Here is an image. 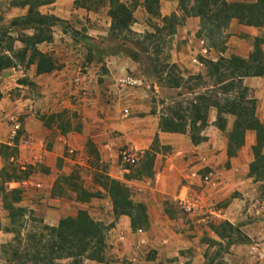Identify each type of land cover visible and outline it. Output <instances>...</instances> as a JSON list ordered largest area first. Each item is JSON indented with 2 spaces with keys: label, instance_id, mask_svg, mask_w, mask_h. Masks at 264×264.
I'll return each instance as SVG.
<instances>
[{
  "label": "rangeland",
  "instance_id": "obj_1",
  "mask_svg": "<svg viewBox=\"0 0 264 264\" xmlns=\"http://www.w3.org/2000/svg\"><path fill=\"white\" fill-rule=\"evenodd\" d=\"M17 1L18 0H0V25L11 27L10 32L14 37H17L20 32L31 33L30 30L21 31L16 25L11 26L10 24L15 17L26 13L21 14L11 9V7L15 6L14 3ZM74 1L75 0H55L54 2H58V4H55L54 8L58 7L62 12L70 10L73 7L79 8ZM142 2L143 0H138L139 4L133 11L134 21L130 25V32L123 31L117 33V35L109 34L111 19L107 15L106 7H101L97 10H87L83 8L82 15L79 16L76 21L75 19L72 21L65 20L57 16L62 22L54 26L52 31L53 37L54 34H56L57 38L60 35L59 31L66 33L64 36L60 37L62 40V44H60L61 47H59L58 43H53V39L51 41L52 45H47L45 42H42L44 46H40V49L52 55L58 68L61 66L62 61L66 60L68 57L103 59L109 55H119L125 58L128 65L125 66L122 71L116 70L117 75L111 76L112 78L109 82L106 76H99L98 82L104 84V86L106 85L107 88L106 91H102L97 97L98 99H95L93 102V104L96 105V108H94L96 111L95 121L92 120V116H86V114L83 113L80 114L74 107L72 108L70 106L64 107L57 112L37 108L36 112H33V117L38 119L44 128L42 129L44 134H42L41 129L37 128L34 130L36 134L41 137L38 138L30 132L27 133L24 129L23 117L25 115L20 114L19 117L10 120V122L13 123L12 129H14L16 125H18V128L16 129V134H11L9 137V144L0 143V150L1 144L13 145V140L17 137V141H14L17 143V153L13 160L11 157L5 156L4 150H2L3 153H0V185L7 188L21 189L22 199L19 205L23 206L27 211L21 225L20 223L17 226L11 224L7 211L2 207L0 194V264H7L11 258L12 251L17 246L16 237L18 231L19 235L24 237L25 233L30 230L57 226L44 220L43 214L39 212V210H36L34 206L31 207L36 200L37 202L39 201L38 203L44 204V202H40V199L45 198V192L50 191L52 193L53 191L54 194H52V196L54 198L69 200L68 206L64 208L67 214L62 218L74 216L78 209H86L85 203L89 204L93 199L90 198L87 201H81L78 192H75L69 183H75L78 187H82L90 192H100L98 198H109L110 200L108 193L98 182L103 179L105 175L124 185L128 189L132 200L135 202H142L145 205L146 211L148 209L147 203L151 205V209L155 203H159L156 209L153 208V213L159 215L161 221L157 222L153 230L151 229L150 221L148 227H137L133 229L130 226L131 233L137 241H140L142 238L145 239L147 237V232L150 233L151 231V233L148 234L150 238L145 247V252L136 255H134L133 252L129 253V255L122 258V264H137L140 262H146L147 264H179L180 261H184L186 264H203L212 256H215L214 262L222 258V261L228 264V261L230 263L232 260V254L239 255L242 259L239 264H244L243 259L246 258V251L244 249H242L241 252H233L231 250L233 245L225 250L220 245L212 244L206 240V237H209L222 244L226 241L225 239L221 240L213 232V227L223 220L204 217L207 216V211L210 208L223 211L232 198L241 197L244 199L247 196H242L236 189L231 191L226 198L219 199L218 201L213 200L212 204L206 207V209L204 207L202 212L193 214L185 212L177 202V198L172 194L159 196L157 193L153 192L156 178V170L154 169L155 159L157 157L159 161L164 163L168 156L175 155L177 158V133H175L173 137L175 139L173 142L175 146L161 145L159 139L157 143H154L156 153L152 164V176L139 175L146 159L143 151L147 150L151 144L148 148L138 150V160L134 164L125 163L119 157V149L121 147H126L127 144H120V140L118 139L124 132L112 126L119 121L118 118L122 117L125 120L133 116L143 115L145 111H148L150 114H155L159 120L161 114L166 112L165 106L167 104L177 106V101H180L183 106L188 105V101L195 96L196 92L205 91L203 85H200L194 90L189 89V85L193 86L195 80L192 79L187 81L188 75H204L206 73L205 60H216L220 56L228 57L231 55H226L225 51L227 50L226 42L231 37L232 32L227 33L225 43L219 49L213 48L216 53L210 55L209 47L206 43L195 36L199 21L197 17L192 16L189 8L181 10L178 6V0H159V15H152L145 10ZM50 7L49 5H42L38 9L42 13L51 14L49 13ZM163 9L169 11L168 14L163 15ZM171 14L176 15L173 27L174 32L172 34L169 33V20L163 21L162 19L163 16L169 17ZM148 33H151L150 36H147ZM75 35H78L80 39H75ZM248 42H250L253 49L255 37H248ZM20 46V42L16 41L14 43L15 48L18 49ZM200 47H206L208 49L206 56L200 53ZM114 51H117V53H112ZM193 57H196L203 66L195 65L192 62ZM173 64L176 65V67H170V65ZM23 66L26 67L24 64ZM84 67L85 64L79 65L77 69L78 72H83ZM26 68L28 70L30 69L29 66ZM98 72L101 75L107 74L105 72V66H101ZM127 73H133L142 77L144 86L135 90L134 88L121 85L118 79ZM178 78L183 79L181 80L180 88H171L168 86L167 81L169 79L171 81L177 80ZM211 83L212 82H208L207 85ZM110 84H113L114 87L109 91L108 85ZM32 90L35 91L36 89L33 88ZM113 90H116L117 94H114ZM65 100L70 101L72 105H77L79 103V101H77L76 92L71 93L68 99L66 97L62 98L61 101L63 102H61V104H63ZM129 100H131L133 108L129 105ZM173 101L175 103H173ZM125 108H127L129 112L127 117L123 116V109ZM51 113H58V115L51 118L49 116ZM259 115L260 112L257 110L256 105V116L259 118ZM228 116L233 117L232 115H226L227 121L229 120ZM95 123L102 125L106 123L108 125L102 129H97L98 136L100 137L99 142H95L92 137H86L80 142H64L59 149V136L61 134L75 135L76 132H81V130L85 129L89 124V129H91L90 127ZM183 135L186 138L189 137L188 133H184ZM25 141H28V144H25ZM77 143L79 145H77ZM103 145H105L106 148V152H103L104 154L101 152V146ZM70 149H73V152H70ZM57 152H59V154H57ZM236 152L237 150L232 154L227 148L228 157L235 156ZM247 154L249 160L244 156V162L240 160L238 164L239 167L243 165L244 169H247L246 171L244 170V172L243 170L238 172V174H241L244 178L248 175L249 164L253 159L251 147ZM196 162L197 161L194 160V163ZM14 164L26 167V170L29 171L28 175L16 181L3 182L4 174L10 172L9 169ZM230 167L231 163L228 158L227 160H221L217 165L205 164L200 168L199 173L205 174L211 170L217 175L219 180L220 171ZM63 176H69L70 178L65 181L62 178ZM249 177L252 178V182L255 184V191L254 196L247 197L246 201L249 202L253 199L264 200V177L261 178L256 175ZM24 180L27 181L26 185L22 184ZM37 182L41 183L39 187L35 185ZM176 182L177 178L175 177L168 178L166 181L173 189H175L174 187L177 185ZM184 182L186 181L184 180ZM18 183L21 185L18 186ZM48 184H51V187H49ZM188 184L191 187L193 193L191 197L193 198H197V195L200 194L205 186H212L203 182L200 184ZM49 203L51 202L46 198L47 207H52L53 205ZM93 208V205H88L86 210L89 211ZM100 208L105 209V205H101ZM240 211H242V213L244 212L243 206ZM104 212V210H101V214L99 215L103 217V220L95 221L100 222L106 227V243L107 231L114 223L113 221L109 222L112 218L111 215ZM147 215L149 219V214L147 213ZM233 225L240 226L239 222H235ZM15 227L16 231L13 230ZM139 229L142 230L141 233L138 232ZM180 231L186 232L188 238H196L194 244L200 247L196 253L192 252L194 249L193 246L180 249L177 248V233ZM240 231L245 235L241 229ZM122 236L123 235L120 234V238H122ZM154 241H160V245L167 247L168 250L164 251L161 255H157L160 251L154 248L156 246L155 243L153 244ZM218 252L219 255H217ZM106 253L107 248H105V258L108 257ZM205 253H208L207 258H205ZM179 256H182V258H179ZM133 257H135V260H132ZM58 264H66V261H59Z\"/></svg>",
  "mask_w": 264,
  "mask_h": 264
},
{
  "label": "trees",
  "instance_id": "obj_2",
  "mask_svg": "<svg viewBox=\"0 0 264 264\" xmlns=\"http://www.w3.org/2000/svg\"><path fill=\"white\" fill-rule=\"evenodd\" d=\"M54 1L18 0L14 3L17 7H27V11L24 15L15 17L10 23L11 26L16 25L19 30H30L31 33L20 32L17 37H14L10 32L11 27L0 25V71L16 66L18 63L26 67L35 65L37 75L49 73L58 68L52 55L41 51L37 46L42 42H51L52 28L62 22L57 16L42 13L38 9ZM74 3L87 10L106 7L107 15L111 19L109 31L111 35H117L123 31L130 32V25L134 21L133 11L139 4L138 0H75ZM142 3L148 13L159 15V0H143ZM178 6L181 10L189 8L192 16L198 18L199 24L195 36L205 42L209 48L219 49L225 43L226 31L233 19L245 26L264 28V0H178ZM162 19L169 20V33L172 34L176 15L163 16ZM150 34L148 33L147 36ZM75 39L80 37L75 35ZM263 40L262 36L255 37V44L247 57L231 54L228 57L220 56L216 60H205L204 75L190 74L187 77V81L195 80L193 86L189 85V89L194 90L203 85L205 91L196 92L186 106H183L180 101H177V106L167 104L166 112H163L158 120L160 131L188 133L190 141L196 145L206 140L201 132L207 125V112L210 107L216 108L215 125L222 131L226 130V115H232V126L226 131L228 151L234 154L244 145L246 132L254 131L255 142L251 146L253 159L249 164L248 175L261 178L264 177V117L260 120L256 116V99L250 95L249 88L243 84V79L249 76H261L264 73V54L259 47ZM16 41L21 44L18 49L14 47ZM170 67L174 68L176 65L173 64ZM181 80L183 79L171 81L169 79L167 83L171 88H180ZM208 82L212 83L207 85ZM56 115L58 113H51L49 116L52 118ZM14 141H17V137L13 140V145L1 144L0 150V153L4 150L5 156L11 157L12 160L17 153V143ZM157 142L158 139L155 136L151 146L143 151L146 159L139 175H153L152 164L156 153L154 143ZM9 170L10 172L4 174L3 182L25 178L29 173L26 167L17 164ZM62 178L66 181L70 177ZM98 182L110 197L115 217L128 216L133 229L149 226L145 205L142 202L133 201L124 185L110 179L107 175ZM69 185L78 192L81 201L100 196V192L87 191L75 183H69ZM0 194L2 207L7 211L10 223L15 226L19 223L21 225L27 211L19 205L22 190L0 185ZM51 194L54 192L52 191ZM213 228V232L221 240H226L225 243L222 244L209 237H206V240L220 245L225 250L234 244L249 242L246 235L241 233L239 226L227 220L221 221ZM105 229L106 227L95 221L86 209H78L74 216L61 217L55 227L30 230L24 237H21L18 231L17 246L13 249L7 264H58L62 260L66 261V264H83L85 260L104 262ZM13 230L16 231V227ZM207 257L208 253H205V258ZM214 257H210L203 264H225L222 258L214 262Z\"/></svg>",
  "mask_w": 264,
  "mask_h": 264
},
{
  "label": "crops",
  "instance_id": "obj_3",
  "mask_svg": "<svg viewBox=\"0 0 264 264\" xmlns=\"http://www.w3.org/2000/svg\"><path fill=\"white\" fill-rule=\"evenodd\" d=\"M55 4H58V2L48 4L51 6L49 13L65 20L72 21L75 19L76 21V19L82 15V10H84L80 7H73L70 10L62 12L58 7L54 8ZM11 9L21 14H24L27 11V7L14 6L11 7ZM168 12L169 11H166V9H163V15L168 14ZM226 32H232L231 37L226 42V55L236 54L242 57H247L252 49V45L248 42V37H264V28L245 26L239 24L235 19L230 22ZM59 33L60 35L58 38L57 35L54 34L53 43H58L59 47H61L60 44H62V40L60 37L64 36L66 33L62 31H59ZM45 44L52 45V42ZM37 46L40 49V46H44V43L38 44ZM259 47L264 54V40ZM208 49L210 55L216 53L213 48ZM82 64H85V67L83 72L80 73L77 69L79 65ZM127 65L128 62L125 58L119 55H109L103 59L68 57L66 60L62 61L59 68L52 72L39 75L35 73V65H30L29 70L20 63L16 66L2 69L0 71V143H10L8 139L13 130V123H11L10 120H14L19 117L20 114L25 115L23 117V124L26 132H30L33 135H36L35 137L41 138L40 135L36 134L34 131L38 128L41 129L42 134H44V131L42 130L44 128L41 125V122L33 117V112H36L37 108L57 112L64 107L70 106L72 108L74 107V109L80 114L83 113L86 114V116H92V120L95 121L96 111L94 108H96V105L93 104V102L95 99H98L97 97L102 91H106L107 88L106 85L104 86V84L98 82L99 76H106L107 81L109 82L114 75H117L116 70L122 71ZM101 66H105V72L107 74H99L98 70ZM243 84L249 88L250 95L256 99L257 110L260 112L259 119L262 120L264 117V73L261 76L245 77L243 79ZM113 87V84L108 85V90L110 91ZM33 88L36 90L33 91ZM113 91L114 94H117L116 90ZM75 92L77 93V101H79L77 105H72L70 101L67 100L61 104V102L64 101H61L62 98L66 97L68 99L70 94ZM129 102V105L133 108L131 100H129ZM216 117V108L210 107L207 112V125L201 132V134L206 137L205 141L195 145L190 141L189 137L186 138L183 134L181 135L177 133V158L175 155L168 156L164 163H162L156 157L154 163L156 178L153 192L157 193L159 196L172 194L177 198V202L179 197L185 194L188 198L201 206L199 210L200 212H202L204 207L205 209L206 207H209L213 200L218 201L219 199L226 198L231 191L236 189L242 196H254L255 184L252 182V178L248 175L244 178L241 174H238L240 170H243V172L244 170H247L244 169L243 165L239 167L238 164L240 160L241 162H244V156L249 160L247 153L255 142V133L252 130H248L245 134V144L237 150L235 156L228 157L227 148L229 143L226 131L231 128L233 117L228 116L229 120L227 121L226 131H222L216 127ZM118 119L119 121L112 126H115L124 132V134L118 139L120 140V144L124 143L127 144V146H132L141 150L148 148L154 137L157 136L161 145L175 146L173 143L175 140L173 138L175 133L160 131L158 128V118L155 114H150L148 111H145V113L140 116H133L125 120L122 117ZM89 126H86L81 132H76L75 135L61 134L59 136V149L64 142H80L86 137H92L95 142H99L100 137L98 136L97 129H102L108 125L106 123H103V125L95 123L90 127L91 129H89ZM77 145L79 144L77 143ZM101 152L102 154H104L103 152H106L105 145L101 146ZM57 154H59V152H57ZM228 158L231 167L220 171L221 173L217 183L209 187L205 186L200 194L197 195V198L191 197L193 193L188 183H201L197 178L192 177V172L201 168L205 164L217 165L221 160H227ZM194 160L197 162L194 163ZM171 177L177 178V185L174 187L175 189L166 183L167 179ZM184 180L186 182H184ZM48 186L51 187V184H48ZM247 197L244 199L241 197H234L229 200L225 209H223L227 220L232 224L239 222V228L249 239L247 244H234L231 247L233 252H241L242 249L246 251V258L243 259L244 264L248 261V245L252 241H264V221H248L245 219L242 211H240L243 202L247 200ZM46 198L49 199L51 202L49 204H52V207H47ZM92 199L93 200H91L89 204L85 203L86 209L88 208V205L94 206L93 209L88 211L91 217L94 220H103V217L99 215L101 214V210H104V213H109L112 217L109 222L113 221L114 224L106 234V255L108 257L105 258V261L97 262L94 260H85L83 264H122V258L129 255V253L133 252L134 255L144 253L148 239L150 238L148 234H150L151 231L150 233L147 232L145 243H139L131 233L129 217L126 215L114 217L109 198ZM38 202L36 200L31 207L34 206L36 210H39V212L43 214L44 220L49 221L52 225H57L60 218L67 214L64 208L65 206H68L69 200L64 198L56 199L52 196L50 191L45 192V198L40 199V202H44L45 205ZM101 205H105V209L100 208ZM150 206L151 205L147 203V213L149 214L151 229L153 230L157 222L161 221L159 215L153 213V208L156 209L159 206V203H155L152 209ZM208 210H212V208ZM120 234L123 235L122 238H120ZM195 240L196 238H188L186 232L180 231L177 233V248L180 249L193 246L194 249L192 252L196 253L200 247L194 244ZM154 243L156 244L154 248L160 251L157 255H161L164 251L168 250L167 247L160 245V241H154L153 244ZM231 257L232 260L230 263L228 261V264H231V262L232 264H239L242 260L241 257L236 254H232ZM179 258H182V256H179ZM137 264L147 263L140 262ZM260 264H264V262Z\"/></svg>",
  "mask_w": 264,
  "mask_h": 264
},
{
  "label": "built area",
  "instance_id": "obj_4",
  "mask_svg": "<svg viewBox=\"0 0 264 264\" xmlns=\"http://www.w3.org/2000/svg\"><path fill=\"white\" fill-rule=\"evenodd\" d=\"M200 53L203 56H206L208 53V49L206 47H202L200 50ZM192 62L197 66H203V64L196 58H192ZM118 82L126 87L139 89L144 86V81L142 77H139L133 73H127L123 77H120L118 79ZM129 114L128 109H123V116L127 117ZM18 128V125H16L12 131V134H16V129ZM25 144H28V141L24 142ZM70 152H73V149L69 150ZM119 157L122 159L123 162L128 164H134L138 160V149L132 146H126L121 147L119 149ZM200 168L196 169L194 172H192V177L197 178L199 181L207 184V185H215L218 181V177L216 174L213 173V171H208L205 174L199 173ZM23 185L27 184V181H22ZM21 184L18 183V186ZM36 187H39L41 183L37 182ZM178 203L181 206V208L187 212V213H198L200 212L201 206L196 204L194 201H192L190 198H188L185 194L179 197ZM244 216L245 219L252 222L257 221H264V200L260 199H253L249 202L244 201ZM208 214L204 218H212V219H221V220H227L226 215L223 211H217V210H208ZM209 215V216H208ZM139 233L142 232L141 229L138 230ZM139 243H145V239H140ZM247 255H248V261L246 264H260L264 262V241L257 240L252 241L247 248ZM132 260H135V257L132 258ZM179 264H186L184 261H180Z\"/></svg>",
  "mask_w": 264,
  "mask_h": 264
}]
</instances>
